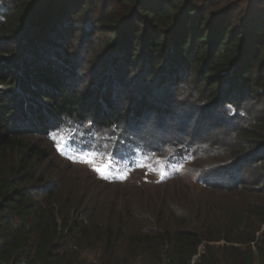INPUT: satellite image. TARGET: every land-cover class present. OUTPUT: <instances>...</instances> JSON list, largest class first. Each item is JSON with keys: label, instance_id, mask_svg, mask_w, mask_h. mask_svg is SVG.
<instances>
[{"label": "trees", "instance_id": "trees-1", "mask_svg": "<svg viewBox=\"0 0 264 264\" xmlns=\"http://www.w3.org/2000/svg\"><path fill=\"white\" fill-rule=\"evenodd\" d=\"M0 264H264V0H0Z\"/></svg>", "mask_w": 264, "mask_h": 264}, {"label": "rangeland", "instance_id": "rangeland-1", "mask_svg": "<svg viewBox=\"0 0 264 264\" xmlns=\"http://www.w3.org/2000/svg\"><path fill=\"white\" fill-rule=\"evenodd\" d=\"M61 51L64 52V49L63 50L61 49ZM6 98H8V97L6 96ZM12 107H13V110H15V112H16V107L17 106L12 104ZM34 109H37V108L34 107ZM188 110L191 111L190 109H188ZM40 114L43 115V114H45V112L42 110ZM16 116H18V114ZM10 117H12V115H10ZM11 120H12V118H11ZM15 120L17 121L18 119H15ZM160 120L163 123H165L164 124L165 125V129L168 130V131H172V128L175 127V128H180L181 130H183V133L187 132V131H185L187 126L184 123H181L179 120H173L169 124H166V121H164V118L162 116H161ZM23 126H25V125H23ZM47 150L49 152H51L50 148H48ZM52 160H53L52 161L53 166H56L60 170L64 169V167H65L64 164L59 161L60 159L54 153H52ZM111 168H113L112 170L117 172L116 168L109 166L108 173L111 172V170H110ZM75 174H78V175L82 176V178H88V179H86L88 181H91V179H89V178H94L96 176L97 177H101V175H99L97 172L96 173H88L87 171H85L84 169H81V168H78L77 171H75ZM94 175H96V176H94ZM133 175H134L133 180H135L137 178H140L141 176H146L145 172H142L140 170L135 171V173ZM91 188H93L95 190V192L103 190L105 196H108V195L112 196L114 194H118L119 193L118 191L115 192V190L112 189L113 186H109L107 184H103V182H100V181L98 182V184L97 183L93 184L91 186ZM134 188H136V187H134ZM148 189L151 190L150 193L146 192V190H148ZM200 189H201V187H199L196 184H193L189 180V178L183 176L181 179H175V180H172L171 182H167V183H164V184L161 183V184H158V185H155V184L154 185H142L141 191H139L140 188H138L134 192H135V195L139 196L143 191H145L146 193L152 194L151 196L157 197V198L158 197H163V195H167L171 191H173L171 194H174V193L182 194V192H186V193H190V194H192V195H194L196 197L197 196L198 197H204L203 199L208 198L210 200H215L220 205H225V203H224L225 201L230 202L231 200H233V197H234V196H231V194L226 195L225 193L219 192V191H217L215 193L214 192L213 193H202V192H200ZM139 197H144L145 198L147 196L140 195ZM134 198L136 199V197H134Z\"/></svg>", "mask_w": 264, "mask_h": 264}, {"label": "snow or ice", "instance_id": "snow-or-ice-1", "mask_svg": "<svg viewBox=\"0 0 264 264\" xmlns=\"http://www.w3.org/2000/svg\"><path fill=\"white\" fill-rule=\"evenodd\" d=\"M89 125H91V122H89ZM113 127H115V126H113ZM58 150L62 151V148H60L59 145H58ZM97 154L98 153H96V152H92V153H89V154H84V155L81 156L80 162L92 164L94 171H96L99 175H101L102 178H107L109 164H105L103 166L95 165L94 164V158H95V156ZM107 155H108V159H109V162H110L111 159H112V155H111V153H108ZM140 159H146V157H140ZM136 166L144 167V164L137 162ZM124 178H126V177H124Z\"/></svg>", "mask_w": 264, "mask_h": 264}]
</instances>
